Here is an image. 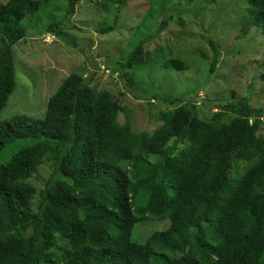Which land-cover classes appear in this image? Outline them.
Listing matches in <instances>:
<instances>
[{"label":"trees","instance_id":"obj_1","mask_svg":"<svg viewBox=\"0 0 264 264\" xmlns=\"http://www.w3.org/2000/svg\"><path fill=\"white\" fill-rule=\"evenodd\" d=\"M81 1L58 0L59 20L50 17L33 31L82 51L64 23ZM130 1L107 0L114 22L97 34L112 33ZM151 1L132 52L104 57L109 75L119 76L117 95L73 73L49 98L43 119L8 120L2 115L19 81L14 48L28 36L20 22L51 0L0 3V264H264V110L232 97L210 107L207 120L198 117L193 98L167 99L154 90L153 99L168 104L161 125L152 133L131 125L122 98L141 90L138 69L191 66L172 59L168 47L147 50L176 18L157 27L168 0ZM244 1L243 37L253 28L264 35V0ZM208 40L213 75L221 54ZM46 165L51 175L37 185ZM163 221L164 230L143 235V226Z\"/></svg>","mask_w":264,"mask_h":264},{"label":"rangeland","instance_id":"obj_2","mask_svg":"<svg viewBox=\"0 0 264 264\" xmlns=\"http://www.w3.org/2000/svg\"><path fill=\"white\" fill-rule=\"evenodd\" d=\"M10 1L0 0V3L7 6ZM106 1L82 0L75 16L64 22L68 37L85 47L82 51L59 43L50 35L38 36V31H33L47 25L50 17L59 20L60 14H54L58 0H51L50 4L21 20L28 36L14 48L19 81L2 115L3 120L12 115L43 119L49 98L73 73L84 74L91 87L118 94L121 90L119 76L109 75L103 64L104 57L125 58L132 52L136 46L132 36L148 19L152 1L131 0L120 13L117 28L110 34L100 35L97 34L99 28L114 22L115 8L105 6ZM247 8L244 0H217L213 5H208L206 0L167 1L166 11L156 19V25L158 27L170 17H176L175 21L150 41L147 50L153 52L168 47L174 54L172 59L180 57L191 66L183 70L178 62L174 65L169 62L171 68L160 62L138 69L136 79L141 90L135 98L129 95L122 98L123 102L128 101L123 105L131 110L133 128L152 133L161 125L159 117L168 109V104L153 99L152 96L157 95L154 90L167 99L193 98L198 117L207 120L213 114L210 107L219 105L221 100L232 101V97H235L233 101L248 98L250 106L264 110V35L261 29L253 28L243 37L239 22ZM209 38L215 41L221 54L213 75L209 73L213 61ZM195 91L198 95L193 94ZM127 121L126 113H120L119 122ZM260 134L264 136V126ZM245 169L246 166L242 167L241 172ZM51 172V165L42 167L33 182L40 185L38 178L48 179ZM167 225L166 221L152 223L141 230L147 236L153 231L164 230Z\"/></svg>","mask_w":264,"mask_h":264}]
</instances>
